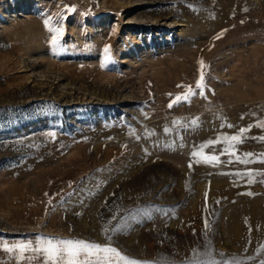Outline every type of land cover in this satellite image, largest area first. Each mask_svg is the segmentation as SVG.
I'll list each match as a JSON object with an SVG mask.
<instances>
[{"label":"rangeland","instance_id":"1","mask_svg":"<svg viewBox=\"0 0 264 264\" xmlns=\"http://www.w3.org/2000/svg\"><path fill=\"white\" fill-rule=\"evenodd\" d=\"M261 125L264 0H0V264H264Z\"/></svg>","mask_w":264,"mask_h":264},{"label":"snow or ice","instance_id":"2","mask_svg":"<svg viewBox=\"0 0 264 264\" xmlns=\"http://www.w3.org/2000/svg\"><path fill=\"white\" fill-rule=\"evenodd\" d=\"M52 43H53V45H55L57 43V40L55 37L53 38ZM104 51L107 53L108 49L105 48ZM202 83H203V74H201V80L197 83V88H201ZM184 99L186 100L187 97H185ZM176 100L179 101L180 97H176ZM261 127H264V125H261ZM231 139L235 141L237 139V137L233 136V137H231ZM215 160H216V157L211 156V157H206L204 162L210 163V162H215ZM59 244L63 245L64 247L59 248L51 239H48L47 240V247L44 248L43 251L47 252L51 257H55L57 260L65 252H67L68 255H71L72 257H74V259L68 261V264H77V259L81 255H88L87 250L89 249V245L82 242V241H72V240L60 241ZM103 251L110 252V251H114V249L106 248V249H103ZM85 264H86V262H85Z\"/></svg>","mask_w":264,"mask_h":264}]
</instances>
